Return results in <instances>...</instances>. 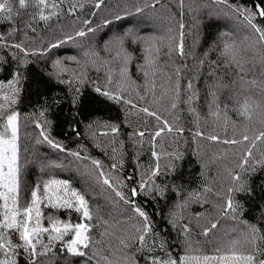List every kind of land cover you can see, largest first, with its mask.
I'll use <instances>...</instances> for the list:
<instances>
[{
	"label": "trees",
	"instance_id": "1",
	"mask_svg": "<svg viewBox=\"0 0 264 264\" xmlns=\"http://www.w3.org/2000/svg\"><path fill=\"white\" fill-rule=\"evenodd\" d=\"M56 2L59 4L57 15L47 22L38 18L31 21L27 12L33 11L32 8L27 12L21 10L14 20L0 19V82L20 73V91L14 108L19 113L21 191L30 198L28 190L35 185H42L49 179L65 180L89 200L94 214L90 223L98 225L89 233L94 241L101 238L100 233L106 228L112 235L103 237V244L94 243L89 249H82L89 254L83 257L70 255L66 250L61 252L57 243L55 254L40 257L39 264H96V259L104 254L100 249L107 251L109 242L113 249L119 248L117 236L127 239L136 234V228L143 227V217L132 211V205L124 204L107 186L97 182L98 170L92 165V159L101 162L116 187L149 219L151 232L146 237L145 250L132 251L135 264H148V257H164L165 253L173 258L186 253L190 256L217 254V247L224 250L223 243L238 235L233 229L245 227L242 221L264 230V167L257 165L246 172L237 167L247 142L224 144L207 139L209 135H217L221 140L241 139L245 134L251 137L254 132L258 134L264 129L258 113L254 112L249 120L238 115L239 104L245 97L250 96L264 105V75H261L260 61L264 45L254 43L256 36L244 17L232 10L252 9L254 4L264 5V0H227L226 3L218 0H159L158 3L156 0H102L99 8L95 7L98 0ZM70 8L74 14L69 13ZM138 8L142 11L138 12ZM84 20L91 23L85 25ZM30 21L31 26L27 27ZM181 22L185 25L183 57L177 47ZM255 22L264 25V20L259 18ZM91 25L102 40L97 49L100 59L95 58V65L91 62L93 59L84 56L81 50L84 45H80L89 36L87 28ZM13 29L16 31L10 35ZM81 29L87 32L86 36L65 40ZM133 36L140 40L133 42ZM117 37H125L124 47L130 53V59L127 64L122 59L105 64L103 59L108 53L104 47ZM151 37L160 38L155 41V46L149 41ZM171 37L175 39L171 40L172 51L169 53ZM225 40L236 41L243 56L241 63L248 70V79H257L258 85L242 81L234 65L229 70L220 63L224 59L220 52ZM145 41L149 43L146 45ZM5 43L22 44L29 52L36 51L37 54L24 56L18 49L4 46ZM54 43L59 46L51 48ZM146 47L152 48V56L156 58L154 67L158 69L154 75L148 69V77L141 67H146ZM40 50H43L42 55ZM67 57L78 58L83 63L88 61V66L76 68L70 74L61 71L57 76L56 59ZM121 67L125 68L123 77L119 71ZM177 68H180L179 78L175 74ZM83 72L87 76L77 79ZM167 74H171V85L177 79L180 81L181 98L176 109L171 108L175 93ZM189 80L197 94L192 107L199 113L198 124L196 113H191L189 105L183 102L187 99ZM210 86L216 92L211 112H216L218 105V115L210 114L209 104L213 99L209 94ZM97 87L119 93L137 107L110 100L98 93ZM0 95H3L2 91ZM141 96L146 97V101L141 100ZM141 107L150 108L174 128L184 130L183 133L165 130L156 138L155 151L161 154L162 170L154 178V184L162 191L152 190V183L145 190H139L142 178L147 179L149 168L156 163L151 155V134L158 124L163 126L154 117L139 111ZM111 126L118 131L112 133ZM197 128L204 135L194 138L192 133ZM140 131L145 132L143 138L136 134ZM41 132L65 151L53 148ZM105 132L107 135H102ZM113 148L117 150L115 153ZM258 148L259 151L253 149L256 159L264 153V143H259ZM71 152H78L88 159H77L69 154ZM177 153L179 158L175 156ZM114 162L116 170L110 167ZM54 164L59 167H51ZM165 166L174 167L165 169ZM230 172L239 173L241 179L233 181ZM241 182L244 191L233 194L239 204L236 219L231 218V213L223 216L221 208L226 203L227 189ZM132 188L138 189L137 195H132ZM43 211L48 214L55 210L43 208ZM55 215L61 220L79 219L72 210H60ZM43 223L47 226L48 221ZM213 223L217 224L216 228H212ZM113 224L116 225L114 228L111 227ZM205 229H209L207 236L203 234ZM230 233L231 237L224 236ZM12 239L19 243L18 234ZM153 241L155 249L148 251L153 248ZM16 251L17 264H28L27 254L22 249ZM93 252H97V257L89 259ZM0 259H3L2 254ZM191 264L196 262L193 260Z\"/></svg>",
	"mask_w": 264,
	"mask_h": 264
},
{
	"label": "snow or ice",
	"instance_id": "2",
	"mask_svg": "<svg viewBox=\"0 0 264 264\" xmlns=\"http://www.w3.org/2000/svg\"><path fill=\"white\" fill-rule=\"evenodd\" d=\"M63 0H60L62 3ZM158 3L159 0H156ZM220 3H226L227 0H218ZM18 3V8L16 4ZM102 0H98L95 4L96 8L101 6ZM59 7V4L56 0H0V19L6 21L14 20L16 16L21 14V10L32 8L33 11L27 12V15L30 16L31 21L47 22L53 16L57 15L56 9ZM233 11L242 15L250 27L256 39L254 43L256 45H264V25H259L255 22L257 18L264 20V5L254 4L252 9H240L233 8ZM137 11H142V9H137ZM70 14H74L72 9H69ZM119 18V17H117ZM31 21L26 24L27 27L31 26ZM85 25H89L91 22L84 20ZM109 23V21H105ZM180 32V43L177 45L179 48V54L181 57L185 55L184 53V44L183 29L185 25L183 22L179 25ZM16 29H13L10 35L13 34ZM95 29L88 27L87 32H93ZM87 32L83 29L77 31L75 36L69 35L65 38L66 41H72L76 37H84ZM131 35V34H126ZM133 42H138L139 37H132ZM160 39L159 37H151L152 46H155V41ZM175 39L174 37L170 38L169 42V53L172 51L171 40ZM245 39H248L245 36ZM149 41H145L147 45ZM61 41L60 43H64ZM125 37H117L113 41L109 42V46H106L105 51L108 53V57L103 59L105 64H110L113 60L120 61L123 60L124 64L130 59V53L124 47ZM4 46L16 48L19 52H22L24 56L36 55V51L29 52L25 49L22 44L12 43L8 45L5 43ZM58 44H51V48L58 47ZM148 55L145 57L146 67H142L145 77L149 76L148 69H151L152 74L158 70L155 65V59L152 56V48L146 47ZM157 53L159 48L156 49ZM114 53V54H113ZM39 54H43V50H40ZM85 57H95L100 59L99 54L91 49L86 50L84 53ZM221 57L224 59L220 62L223 66L229 70L233 65L237 68L239 78L242 81H247L252 85H258V81L255 78L248 79V70H246L241 63L243 56L241 51L238 48L236 41H227L223 42V48L220 52ZM15 58V57H14ZM75 59V58H73ZM96 59H93L91 62L93 65L96 64ZM261 61V75H264V55L260 56ZM76 63L80 64V61L77 60ZM203 63V61H201ZM88 61H85L81 67H87ZM186 67V65H184ZM54 67L62 70V65L59 60L54 64ZM121 76L125 75V68L121 67L119 69ZM176 76L179 78L181 75L180 68H177L175 71ZM169 77L170 87L174 90L173 102L171 103V108H177V102L181 98V85L179 79L175 81L174 85H171V74H167ZM59 76V72H57ZM87 73L83 72L77 77H86ZM20 73L17 72L13 74L11 79H8L6 82H0V91L3 92V95H0V254L3 255V259H0V264H17L16 255L17 249H22L24 253L27 254L28 264H39L40 257H46L49 253H54V249L59 243V250L61 252L65 251L74 256H88L89 254L82 249H89L94 243L103 244V237L111 236L112 233L108 232L107 228L104 232L100 233V239L95 240L93 236L89 235L94 225L90 223L93 220V211L90 207L89 200L86 198V195L81 191L77 190L75 187L69 185L65 180L59 179H49L44 181L42 185L37 184L32 187L30 190V198L21 191V182H20V173L21 167L19 162V147H18V121L19 113L15 110L14 105L17 104V96L20 91ZM61 83H64V80H60ZM71 83V81H68ZM81 82H83L81 80ZM108 82L112 83L111 74H109ZM147 87V83L145 84ZM153 88H155V83L153 82ZM98 93L105 96L110 100L116 102H123L124 104H131L133 108H136V104H132V101L125 99L123 95L119 93H114L106 90H102L99 87L95 89ZM264 90V89H262ZM79 91V89H77ZM122 91V86H121ZM188 95L187 99L183 102L189 105V111L191 113H196V109L192 107V102L194 97L197 95L192 81L187 82ZM166 94V93H165ZM212 102L209 104L210 114L218 115L219 106L217 105V111L211 112L212 104L216 100V92L211 89L210 93ZM141 100L146 101V97L141 96ZM139 111L146 113L149 117H154L156 121L162 123V127L157 125V129L154 133L151 134L153 142V150L151 155L156 161L154 167L149 168V174L147 179L141 180L139 185V190H145L149 183L153 184V189L155 191H162L159 187L155 186L154 178L158 176L162 170L160 164L161 154L155 151V141L157 137H160L161 134L167 130V132L172 133L174 131L178 133H183L182 128H174L166 119H164L157 112L150 110L148 107H141ZM256 112L260 116V122L264 124V105L260 101H256L252 97H245L243 102L239 104L238 115L249 120L252 117V114ZM43 115V113H41ZM197 124L199 120V113H196ZM37 127H41L37 124ZM118 129L115 126H111V132L116 133ZM140 137L145 136V132L140 131L136 133ZM42 136H45V140L53 148H58L61 152L65 151L63 147L57 143L48 139L44 132H41ZM102 135H107V133H102ZM193 137H202L204 134L198 128L192 133ZM207 139L211 141H218L224 144H243L247 142L246 150L243 153V156L240 159L237 167L242 171L254 170L257 165L264 167V153H261L260 159H256L253 156V149L258 148L259 143H264V129H261L258 134L253 136L243 135L241 139H223L221 140L217 135H209ZM39 143V141H37ZM112 151L115 153L117 150L113 148ZM77 159H88V157H81L78 152L69 153ZM172 155V154H168ZM176 158H179V153L175 154ZM251 158V164L249 160ZM92 165L95 166V169L98 170L97 182L102 183L107 186L115 196L119 198L120 201H123L126 205H132V211H134L139 217H143V227L136 228L135 235L129 236L125 239L123 236H117L116 239L120 242V247L113 249L111 243L107 245V251L100 249L99 251L104 254L99 256L96 259V264H101V261L104 264H135V261L132 256V251H144L146 247V237L151 232V226L149 219L146 213L141 210L139 206L134 205V202L131 201L125 194L116 187L112 182L110 175L106 174L103 170L101 162L99 160L92 159ZM51 167H59V165H51ZM111 169L116 170L117 164L114 162L111 166ZM174 166H165V169ZM229 175L232 177L233 181H239L241 179L239 173L230 172ZM42 189V190H41ZM209 189H206L208 191ZM244 191V184L241 182L235 187H229L227 189L226 203L221 208V214L223 216H228L229 213L232 214L231 218L236 219V213L239 208V204L234 199V193ZM132 195H137L138 189H131ZM99 207V206H97ZM43 208H51L55 210L53 213H44ZM60 210H72L78 214V221L72 220H61L55 215V212ZM47 220V226H44L43 221ZM107 224V221H103ZM244 224L243 229H233V232H237L238 235L231 238L228 244L225 246L226 251L222 250L220 247L216 248V253L213 255H203V256H190L187 253L185 255L179 256V258H173L171 254L165 253L164 257L159 256H150L147 258L148 264H191V261H195L196 264H212L214 261L215 264H264V230H261L255 225L248 223L247 221H242ZM113 224L111 227H115ZM175 226V223H174ZM217 224L213 223L212 228H216ZM187 226L184 227V232L187 233ZM209 229L204 230V235H208ZM18 234L19 243H15L12 239L13 236ZM127 236V233H125ZM46 237V239H45ZM129 240L131 243H129ZM134 245H138L134 248ZM163 242L160 244V248L163 250ZM155 249V241H153V248L148 249V251H153ZM131 250V251H129ZM113 256L115 258H113ZM97 257V252H93L92 256L89 259Z\"/></svg>",
	"mask_w": 264,
	"mask_h": 264
},
{
	"label": "rangeland",
	"instance_id": "3",
	"mask_svg": "<svg viewBox=\"0 0 264 264\" xmlns=\"http://www.w3.org/2000/svg\"><path fill=\"white\" fill-rule=\"evenodd\" d=\"M91 28H92V25H91ZM100 41L101 38L99 37V34H97L95 31L93 32H90L89 36L86 37L84 39V41L80 44V45H84V47H82V52H85L86 50H93L95 52H97V49H98V45H100ZM109 43H106L105 47L108 45ZM105 51V50H104ZM91 59H95V57H92ZM59 60L61 62V65H62V70L61 69H57L55 68V72H61V71H66L68 72L69 74L71 73L72 70H75L77 68V70L81 67L82 64H84L80 59L76 58V59H73V58H62L61 60L60 59H56V61ZM79 60L80 61V64L76 63V61ZM55 61V62H56ZM232 233V232H231ZM230 234H225L224 236L226 237H231L232 235ZM230 240V239H229ZM228 241L224 242L223 245H227L228 244ZM224 250L226 251V247L224 248Z\"/></svg>",
	"mask_w": 264,
	"mask_h": 264
}]
</instances>
